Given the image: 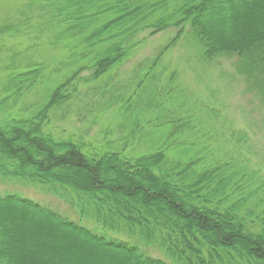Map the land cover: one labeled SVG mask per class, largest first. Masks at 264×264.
<instances>
[{"label":"trees","instance_id":"1","mask_svg":"<svg viewBox=\"0 0 264 264\" xmlns=\"http://www.w3.org/2000/svg\"><path fill=\"white\" fill-rule=\"evenodd\" d=\"M44 2L57 29L51 44L65 48L75 69L35 115L8 119L1 112L10 97L34 87L43 69L10 76L0 101V184L58 196L77 218L22 191L0 192V264H27V227L75 256L59 264H264V182L233 160L196 170L218 151L199 133L175 140L185 133L176 128L158 152L131 157L88 150L45 123L75 85L123 66L146 31L177 28V41L189 28L204 60L240 55L250 72H264V0Z\"/></svg>","mask_w":264,"mask_h":264},{"label":"rangeland","instance_id":"2","mask_svg":"<svg viewBox=\"0 0 264 264\" xmlns=\"http://www.w3.org/2000/svg\"><path fill=\"white\" fill-rule=\"evenodd\" d=\"M51 21L44 0H0V101L9 97L5 88L10 76L43 69L34 87L10 97L2 117L35 115L49 91L75 69L65 48L51 44L57 33ZM177 32V28H169L139 34L136 41L141 42L123 66L68 91L72 98L49 113L47 130L58 138L83 142L88 150H119L138 157L158 152L170 131L183 127L185 133H177L173 139L184 136L189 141L188 131H195L205 145L218 150L209 158L215 162L196 170L233 160L239 168L255 171L264 182V72H250L253 68L240 55L206 61L189 36L190 29L185 28L181 39L175 41ZM243 64L248 72L242 71ZM91 74L84 71L81 77ZM221 143L225 151L219 150ZM17 190L77 218L58 196L0 184L1 193ZM27 229V264H59L63 257L75 261L74 255L59 252L49 237ZM39 242L46 250L39 249Z\"/></svg>","mask_w":264,"mask_h":264}]
</instances>
